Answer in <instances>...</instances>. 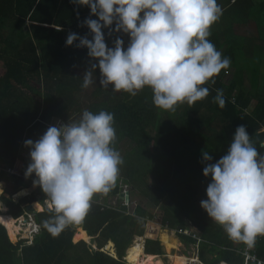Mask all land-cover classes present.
Returning a JSON list of instances; mask_svg holds the SVG:
<instances>
[{"label":"trees","instance_id":"trees-1","mask_svg":"<svg viewBox=\"0 0 264 264\" xmlns=\"http://www.w3.org/2000/svg\"><path fill=\"white\" fill-rule=\"evenodd\" d=\"M249 4L246 0L230 4L211 28L209 39L231 60L227 74L222 71L214 78L215 84L204 85L209 88L204 100L167 112L153 105L148 87L136 96L100 87L98 69L93 73V84L82 87L85 71L96 61L89 57L87 48L76 46L79 40L66 46V34L92 39L90 30L81 26L90 10L74 5L72 0H0V167L19 173L8 177L0 172V182L14 183L13 196L33 191L35 175L25 178L30 149L24 142L38 140L50 126L76 121L85 102L86 109L94 113L106 110L114 114V147L124 160L115 187L107 195H97L82 221L66 227L55 238L43 227L52 213L47 207L42 212L45 194L39 186L18 202L12 195L2 196L15 219L25 215L24 206L35 202L34 209L41 212L35 213L41 233L32 245L27 240L13 243L17 240L12 242L0 224V264H136L145 252L139 243L131 244L146 235L148 223L155 216H148L142 207L130 212L118 198L124 192L121 182L130 185V191L148 185L153 204L163 209L160 225L190 230L191 235L181 236L183 243L198 245L203 264H243L233 250L246 244L230 240L201 207L210 183V178L203 175L202 150L213 156V162L219 160L227 153L236 128L243 125L264 155L260 147L264 142V56L257 54L260 46L264 48V2L252 7ZM244 11L258 15L254 21L260 34L249 37V44L247 38L233 33ZM103 31L109 48L114 47L118 35L125 45L129 42L123 33L109 35L108 28ZM217 89L223 90L224 108L214 102ZM114 199L121 205L113 204ZM90 238L92 245L87 244ZM172 240L178 239L164 230L161 241L169 253L178 249ZM110 242L116 246L117 257L105 252L107 246L113 253ZM260 250L264 251V237ZM145 251L147 255H163L159 240L147 239Z\"/></svg>","mask_w":264,"mask_h":264},{"label":"clouds","instance_id":"clouds-1","mask_svg":"<svg viewBox=\"0 0 264 264\" xmlns=\"http://www.w3.org/2000/svg\"><path fill=\"white\" fill-rule=\"evenodd\" d=\"M72 3L90 8L89 18L81 26L90 30L92 39L76 33H69L66 39V46L79 40L76 46L87 48L89 57L96 61L83 75L85 89L93 84V73L98 69L100 87L131 96L148 87L156 108L175 112L179 105L192 106L207 98L209 88L204 85L215 84L214 78L230 69V58L223 56L209 39L221 13L217 0H72ZM93 16L97 19H92ZM105 28L110 30L109 35L112 32L127 35V47L118 35L114 47L109 48ZM216 92L214 102L224 108L223 90ZM114 124L113 113L85 109L77 121L50 126L38 140L24 142L30 149L25 178L35 175L33 185L45 194L44 201L52 215L43 222V227L53 238L66 227L79 224L94 198L107 195L115 187L124 160L114 147L117 139ZM260 147L264 148V142ZM202 163L203 175L210 178V183L201 207L230 240L253 245L257 236L264 235V155L241 125L236 128L225 155L213 162V156L202 150ZM0 224L10 237L8 228ZM29 224L32 230L33 225ZM137 239L144 242L145 248V238Z\"/></svg>","mask_w":264,"mask_h":264},{"label":"rangeland","instance_id":"rangeland-1","mask_svg":"<svg viewBox=\"0 0 264 264\" xmlns=\"http://www.w3.org/2000/svg\"><path fill=\"white\" fill-rule=\"evenodd\" d=\"M261 3H263V1L262 0H258L256 5L258 6V4H261ZM253 9L251 11H253ZM238 30L240 31V33H246L245 30H243V29H238ZM249 30H253L254 32H256V28H254V25H251L249 27ZM66 35L68 36L69 34H66ZM258 53L260 55L264 56V48H262L260 46L257 49V54ZM249 84H250L249 76L247 75V86H249ZM86 106H87L86 102L81 105V107H80V112L81 113H82L83 110L86 109ZM79 115H80V113H79ZM79 118L80 117H78L76 119V121ZM58 126H59V124H58ZM19 168H20V166H17L18 172H19ZM14 171H15V175L14 176L19 175V173L17 174L16 170H14ZM10 177H12V176H10ZM2 184L3 185H0V188L2 189V191L0 193V213L1 214H8L9 210L5 206V204L1 201V197L2 196H5L6 198H10L11 197L12 192L14 191V187H13L14 183H12L10 180H8V181H6V183H2ZM120 185H121L122 189L124 190V192H126V191L130 192V202L127 203L125 201H122V202H124V204H126V206L128 208H130V212L134 213V211L138 207H142L143 209H145L147 211V215L148 216H152L151 218H153L155 216V219L152 222L148 223V226H147V229H146V233H145L146 235L144 236V238H145V240H147L148 236L150 235L151 239L159 240L161 242L162 249H163V255H161V257H163L165 259L166 264H195V261H196V264H199V262L201 263L200 260L192 258V257H196L197 256V253H198L197 246H195V245L187 246L186 244H184L183 240H182V237H181V234L177 233L178 229L171 230L166 225L165 226H163V225L161 226L160 225V224H162L161 216L163 215V209H162L161 206L157 207L156 205L153 204V200L149 197V194H148V191H147L148 185H141L137 190H133V191H130L132 187L130 185H128V186L125 185L124 182H121ZM37 188H38V186H34L33 189L36 190ZM28 192H30V190ZM17 193H16L17 195L15 194L16 197H14L15 195L14 196L12 195L13 196L12 198L14 200L16 199L17 201H19L20 198H21L20 196H23L24 193H23V191L22 192H17ZM152 197H153V194H152ZM113 201H114L113 204H119L117 199H114ZM164 203H166V202H164ZM119 205H121V204H119ZM33 209H34V207H33ZM148 216H146V217H148ZM185 223L187 225L190 224L187 221H185ZM28 224H24V223L22 224V220L19 221L18 225L21 226V230H20V232L18 234L17 239H15L17 241L14 242V243H18L20 241H24V240H27V239L30 240V237H32L31 236V225L30 224L28 225ZM190 226H192V225H190ZM27 228H28V230H27ZM164 230H168V231L174 233L175 237L178 239V240L175 241V243H176V245L178 247L177 250L173 249V250H171L170 253L167 252L165 246L163 245V242L161 241V234L163 233ZM136 240H137V238L134 240V242H132L131 246L135 243ZM12 241H14V240H12ZM143 243L144 242H142V244ZM87 244L92 245L93 241L87 242ZM238 248L241 249L242 246H240ZM104 249H105V252H107L108 254H110V255H112L114 257H117L115 244L113 245V253H111V251L107 249V246ZM142 254H145V253H142ZM126 255H127V253H126ZM174 256H176V257L173 260H171V257H174ZM190 258H192V259L190 260ZM183 259H186L185 263H184ZM242 262H243V260H242ZM163 264H165L164 261H163ZM243 264H244V262H243Z\"/></svg>","mask_w":264,"mask_h":264},{"label":"built area","instance_id":"built-area-1","mask_svg":"<svg viewBox=\"0 0 264 264\" xmlns=\"http://www.w3.org/2000/svg\"><path fill=\"white\" fill-rule=\"evenodd\" d=\"M0 172H4L8 176H14L15 175L14 169H11V168L4 170V168L0 167ZM25 219H27L28 222L32 223V225H33V228L31 230V236L32 237H30V241L28 242V244H32L33 241L35 240V236L37 234L41 233L40 226L36 224L35 213L28 212L24 216L17 219L16 221H17V223H19V221L22 220V223L27 224V223H25ZM166 226L169 228L168 224ZM177 233L181 234V236L183 234L188 235V236L192 234V232L188 229L185 231L178 229ZM194 237L196 238L195 235H194ZM263 237H264V235L257 236L253 245L248 246L246 244L241 249L237 248V249H234L233 251H235L236 253H238L242 257L244 264H264V251L260 250V243L262 242ZM196 246L198 248V253L196 256L197 258L196 257H192V258L193 259L196 258L197 260H199V247H198V245H196ZM192 258H190V260ZM219 264H229V263L220 262Z\"/></svg>","mask_w":264,"mask_h":264},{"label":"crops","instance_id":"crops-1","mask_svg":"<svg viewBox=\"0 0 264 264\" xmlns=\"http://www.w3.org/2000/svg\"><path fill=\"white\" fill-rule=\"evenodd\" d=\"M69 1H71V0H69ZM241 0H217V3H218V5H219V7H220V9H221V13H220V16H221V14L222 13H224L225 12V9L226 8H228V6H230V4L232 5L233 4V6H235L236 4H238L239 2H240ZM258 0H246V2H247V4L248 3H250L249 4V6H251V4H256V2H257ZM263 2H264V0H262ZM228 3H230V4H228ZM228 4V5H227ZM227 5V6H226ZM82 9H88V10H90V8L89 7H87V6H80ZM252 7V6H251ZM250 12V13H249ZM244 11V13H243V15L240 17V21H239V24H235L234 25V34H235V36H237V37H241V38H247V41H248V44H249V37H251V36H259V34H260V32L258 31V25H257V23L254 21V20H256L257 18H258V15H255V14H253V16L251 15V11ZM247 13L249 14V15H247ZM256 24H255V23ZM251 25H254V28H256V32H254L253 30H249V27L251 26ZM48 27V26H47ZM52 28V27H51ZM238 29H243V30H245V32L246 33H240V31L238 30ZM213 31H219V30H216V29H214ZM254 33H252V32ZM123 35H125V34H123ZM125 36H127V35H125ZM223 41L225 42V37H224V35H223ZM128 44V43H127ZM127 44L125 45V46H127ZM256 45H257V43H256ZM251 46V45H250ZM16 182V181H15ZM2 183H6V182H0V185H3ZM23 190H27V189H23ZM33 191H34V189H33ZM33 191L31 190L30 192H28V194H26V195H24V196H20V197H22V198H24V197H27V196H30L32 193H33ZM14 197H16V195L14 196ZM2 198V197H1ZM21 198V199H22ZM16 200V199H15ZM1 201H2V199H1ZM17 201V200H16ZM18 202V201H17ZM35 203V202H34ZM34 203H31V204H28V205H26V206H24V208H25V210H26V212H34V213H41V212H37V211H35L33 208L30 210V211H28L27 210V207L28 206H33V204ZM38 203H41V202H38ZM9 210V209H8ZM9 212V211H8ZM43 212V211H42ZM9 214V213H8ZM7 214V215H8ZM168 231V230H167ZM138 238V237H137ZM139 240H141V239H139ZM110 243H112V242H110ZM113 245H114V243H112Z\"/></svg>","mask_w":264,"mask_h":264},{"label":"bare ground","instance_id":"bare-ground-1","mask_svg":"<svg viewBox=\"0 0 264 264\" xmlns=\"http://www.w3.org/2000/svg\"><path fill=\"white\" fill-rule=\"evenodd\" d=\"M1 191H2V189L0 188V193H1ZM0 222L3 223L8 228L9 233H10V238L12 240L17 239L18 234H19V232L21 230V226L18 225V223L16 222V220L13 217L8 216L7 214H1L0 213ZM27 230H28V228H27ZM175 241L176 240H172L171 242L173 244H176ZM136 243H139V245L142 247V249L145 252V248H144V245L142 244V240L137 239L135 241L134 245H136ZM128 254H129V252H128ZM175 257L176 256L171 257V260H173ZM161 259H162L161 256H152V255H147V254H142L141 253L139 255L138 259H137L136 264H163V259L162 260ZM183 260H184V263H185V260L186 259H183ZM195 264H196V261H195Z\"/></svg>","mask_w":264,"mask_h":264},{"label":"water","instance_id":"water-1","mask_svg":"<svg viewBox=\"0 0 264 264\" xmlns=\"http://www.w3.org/2000/svg\"><path fill=\"white\" fill-rule=\"evenodd\" d=\"M121 201H125L127 203L130 202V192L126 191V192H122L119 194V197H118ZM41 204V203H40ZM43 205V212L45 210V208L47 207L46 204H42ZM33 208V206H28L27 207V210L30 211L31 209ZM28 220L25 219V223H27ZM92 241V239L90 238V242ZM94 245L95 247L97 246V244L94 242Z\"/></svg>","mask_w":264,"mask_h":264}]
</instances>
